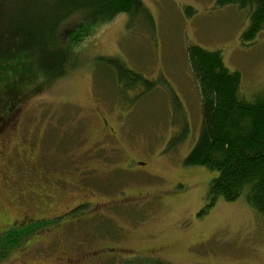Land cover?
I'll return each instance as SVG.
<instances>
[{
    "label": "rangeland",
    "instance_id": "rangeland-1",
    "mask_svg": "<svg viewBox=\"0 0 264 264\" xmlns=\"http://www.w3.org/2000/svg\"><path fill=\"white\" fill-rule=\"evenodd\" d=\"M29 1L0 0V46L2 40L6 41L4 45L11 41L10 37L3 38L10 35L5 17L24 9ZM142 2L147 14L129 19L128 13L121 12L89 26L90 34L73 46V51L79 53L78 65L17 102L19 108L10 114L8 123L15 121V131L3 137L6 158L0 167V204L9 215L30 208L15 198L22 189V159L37 155L38 160L56 159V155L60 160L97 144L105 147L103 153L111 154L116 162L132 155L149 163L159 176L152 186L175 187L173 191L178 195L164 198L157 208H147L139 219L141 223L136 224L139 233L130 235L127 245H165L166 257L160 259L166 264H264V218L244 195L233 201L217 197L210 204L207 187L216 172L183 162L198 138L202 120L199 92L186 57L188 44L219 49L226 67L241 73V94L245 98L264 96V29L253 40L243 41L248 13L235 4L218 5L216 0ZM80 21L89 19L76 13L60 26L63 43L68 40L66 31ZM18 56L15 53L13 58ZM29 56L32 73L41 78L34 51ZM98 56L119 59L151 86L135 83V87L124 88ZM5 102L0 97L3 117L9 112ZM97 111L115 136L105 135ZM37 168L32 167L33 172ZM121 222L124 220L117 217L116 221H103L90 228L94 229L92 234H109ZM19 236L17 245L8 249L0 264H53L51 250L55 247L43 251L37 248L36 234ZM67 236L78 240L85 234L78 235L73 228ZM154 258L159 259L119 254L80 264H153Z\"/></svg>",
    "mask_w": 264,
    "mask_h": 264
},
{
    "label": "trees",
    "instance_id": "trees-1",
    "mask_svg": "<svg viewBox=\"0 0 264 264\" xmlns=\"http://www.w3.org/2000/svg\"><path fill=\"white\" fill-rule=\"evenodd\" d=\"M216 2L246 9L249 22L241 35L243 41L253 40L264 29V0ZM20 11H11L5 17L10 35L3 38L10 37L11 41L4 45L6 41L2 40L0 46V97L6 99L9 112L4 118L0 111V124L19 108L18 101L40 91L44 82L63 76L78 65L79 53L73 51V46L90 34L89 26L94 27L121 12L128 13L129 19L147 14L142 0H33L26 2ZM76 13H83L89 21L72 25L66 31L68 40L63 43L60 26ZM149 18L146 17L151 22ZM33 51L41 78L29 66L28 56ZM15 53L19 54L17 58H13ZM186 57L199 92L202 120L198 138L183 162L216 172L207 187L210 204L217 197L233 201L244 195L246 202L264 218V96L245 98L241 94V73L226 67L219 49L188 44ZM97 59L124 88L135 83L148 87L152 84L117 58L98 56ZM19 235L25 237L16 229L0 231V260L13 244L17 245ZM153 264L166 262L154 258Z\"/></svg>",
    "mask_w": 264,
    "mask_h": 264
},
{
    "label": "flooded vegetation",
    "instance_id": "flooded-vegetation-1",
    "mask_svg": "<svg viewBox=\"0 0 264 264\" xmlns=\"http://www.w3.org/2000/svg\"><path fill=\"white\" fill-rule=\"evenodd\" d=\"M97 115L105 135L115 136L101 112L97 111ZM10 120L9 116L0 124V167L6 158L5 138L15 131V121L8 124ZM96 145L80 154H67L60 160L55 153L51 156L56 159L38 160V155L22 159L19 163L22 189L15 198L30 208L9 215L5 206L0 204V221L4 230L16 229L26 237L36 234L37 248L43 251L55 247L51 250L54 252L53 264H80L98 257H118L119 254L166 257L165 245L131 246L126 242L130 235L139 233L136 224L141 223L139 219L144 217L147 208L156 207L164 198L169 200L178 196L173 191L175 187L152 186L159 176L154 174L149 163L132 155L116 162L111 154L103 153L105 147ZM32 167H38L36 172ZM117 217L124 222L110 230L112 233L92 234L94 229L90 226L107 220L116 221ZM73 228L78 235L85 236L78 240L69 239L67 235L73 232ZM107 235L111 238H104ZM42 250L38 252L42 254ZM29 257L35 259L33 255Z\"/></svg>",
    "mask_w": 264,
    "mask_h": 264
}]
</instances>
